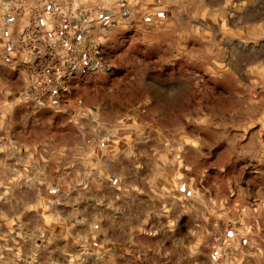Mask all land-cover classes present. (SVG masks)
<instances>
[{
    "label": "rangeland",
    "instance_id": "obj_1",
    "mask_svg": "<svg viewBox=\"0 0 264 264\" xmlns=\"http://www.w3.org/2000/svg\"><path fill=\"white\" fill-rule=\"evenodd\" d=\"M83 6L89 19L82 28L90 33L77 45L78 66L62 101L22 100L66 114H129L131 130L166 146L157 160L178 162L174 187L183 185L188 198L167 194L165 173L161 184L147 183V195L124 203L132 232L121 225L114 233L127 248L112 250L107 202L84 209L71 231L61 232L46 216L48 201L14 195V164L0 156V264H264V0ZM20 29L14 23V36ZM251 32L259 33L257 52L247 45Z\"/></svg>",
    "mask_w": 264,
    "mask_h": 264
},
{
    "label": "crops",
    "instance_id": "obj_2",
    "mask_svg": "<svg viewBox=\"0 0 264 264\" xmlns=\"http://www.w3.org/2000/svg\"><path fill=\"white\" fill-rule=\"evenodd\" d=\"M171 19L175 23L184 17ZM247 37V45L257 52L259 33L251 32ZM24 65L22 56L0 43V156L14 164V195L27 191L33 194L27 199L48 201L50 214L46 216L60 222L61 232L71 231L70 224L84 216V209L93 212L100 206L97 202H107V240L112 243L107 248L112 250L127 248L126 243L116 241L114 233L121 225L123 233L132 232L131 215L124 203L135 194L139 199L147 195V183L161 184L165 173L172 190L167 194L188 198V190H181L183 185L174 187L178 162L157 160L166 146L158 145L157 138L144 140L141 128L131 130L129 114H66L27 106L22 97L30 85V75ZM10 104L14 105L13 113L8 112ZM68 121L74 124L73 131H68ZM153 141L155 144H148ZM68 154L73 155L68 158ZM153 158L154 172L148 176L147 163ZM154 192L162 194L164 189L156 186ZM68 215L71 221L66 226L63 223Z\"/></svg>",
    "mask_w": 264,
    "mask_h": 264
},
{
    "label": "built area",
    "instance_id": "obj_3",
    "mask_svg": "<svg viewBox=\"0 0 264 264\" xmlns=\"http://www.w3.org/2000/svg\"><path fill=\"white\" fill-rule=\"evenodd\" d=\"M94 2L96 0H89ZM86 0H0V43L25 60L30 85L23 98L59 104L78 66V44L89 30L82 23ZM12 18H8L7 15ZM99 18V17H98ZM92 18L89 21H94ZM111 23L112 20H104ZM14 23L21 24L14 36Z\"/></svg>",
    "mask_w": 264,
    "mask_h": 264
}]
</instances>
